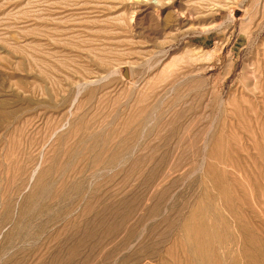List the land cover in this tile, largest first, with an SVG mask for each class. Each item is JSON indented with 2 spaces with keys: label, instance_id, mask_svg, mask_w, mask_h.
<instances>
[{
  "label": "rangeland",
  "instance_id": "1",
  "mask_svg": "<svg viewBox=\"0 0 264 264\" xmlns=\"http://www.w3.org/2000/svg\"><path fill=\"white\" fill-rule=\"evenodd\" d=\"M0 264H264V0H0Z\"/></svg>",
  "mask_w": 264,
  "mask_h": 264
}]
</instances>
